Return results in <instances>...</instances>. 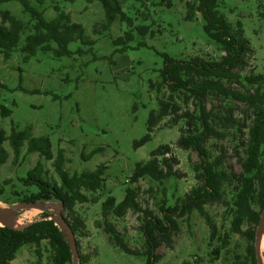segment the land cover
<instances>
[{"label": "rangeland", "instance_id": "obj_1", "mask_svg": "<svg viewBox=\"0 0 264 264\" xmlns=\"http://www.w3.org/2000/svg\"><path fill=\"white\" fill-rule=\"evenodd\" d=\"M189 0H122L123 11L131 19L114 22L103 30V8L98 2L88 4L83 0L72 3L61 2L73 22L81 24L85 36L92 45H82L75 41L68 45L69 55L55 57L50 52L37 51L25 59L20 51L12 53L9 59L0 55V106L11 111L10 116H0V130L10 133L12 127L21 131L32 128L35 137H48L54 158L58 150L63 151L64 170L75 172L95 171L105 166L104 188L97 193L96 203L77 205L76 211L84 220L82 234L74 236L77 251L89 254V264H145L144 257L127 255L113 247L106 235L97 228L101 218V206L107 196L120 203L126 188L131 187L129 178L137 163L147 161L150 153L162 145L171 148L172 156L178 163L175 170L180 178H171L161 184L144 178L140 181V201L143 208L155 216H161L159 206L162 200L172 204L183 197L196 184L192 165L198 157L191 151L177 147L179 129L183 122L170 123L164 119L151 133V138L135 148L148 134V116L157 109V93L150 88L151 83L160 80L164 67V56L187 59L200 55L218 59L221 53L207 37L203 22L184 20L185 2ZM191 1V0H190ZM225 14L231 22L240 20L245 36L250 42L251 52L243 74L264 73V23L256 13L257 0H221ZM47 1L46 17H54ZM8 9L18 18L27 20L17 2L0 6ZM138 25L149 27L146 35L132 30L133 40L125 51L113 44V40ZM22 42L20 43V46ZM79 49L83 54H79ZM167 95L166 91L160 93ZM181 107L184 108L183 105ZM229 146L228 143H224ZM0 168V187L5 186L0 206L10 207L15 203L10 196L12 190H20L17 178L24 177L38 161L57 180L51 161L40 159L37 154L24 155L13 165L12 153ZM97 151L85 160L82 155ZM231 151H229V154ZM235 171L238 164L229 159ZM134 187V186H132ZM205 210L216 225L220 239L229 232L230 217L224 206L209 204ZM41 211L28 209L18 214L19 224H30L41 217ZM63 215H66L63 212ZM120 233H124L131 249L143 251L141 218L129 212L123 219H112ZM180 230L173 236L170 246L162 245L156 250L159 261L156 264H243L249 242L241 235H230L229 243L222 249L220 239L210 243V231L202 217L192 213L178 220ZM247 226H243L245 231ZM211 244V245H210ZM220 247L216 257L212 251ZM41 264H50L49 252L42 245ZM248 263V261H246ZM12 264H36L33 246H23Z\"/></svg>", "mask_w": 264, "mask_h": 264}, {"label": "trees", "instance_id": "obj_2", "mask_svg": "<svg viewBox=\"0 0 264 264\" xmlns=\"http://www.w3.org/2000/svg\"><path fill=\"white\" fill-rule=\"evenodd\" d=\"M47 1H50L54 13L50 19L46 17ZM62 1L72 3L76 0H0V6L17 2L22 13L28 17L25 21L0 7V55L9 59L12 53L20 51L25 59H29L37 51H43L63 57L70 54V43L80 41L82 45H92L93 42L85 36L84 27L72 21L61 5ZM83 1L102 5L104 18L100 25L103 30L109 29L116 21L133 26L123 11L122 0ZM224 9L221 0L185 2L184 20L193 22L199 16L207 37L221 55L218 59L200 55L187 59L164 56L160 80L150 85L157 93V109L149 113L148 134L134 143L135 148L142 146L166 118H171L170 123L174 125L183 122L176 144L178 148L191 151L198 157V161L192 165L195 186L183 197H178L173 205L162 200L160 217L142 207L141 180L149 178L161 184L171 178H180L174 169L178 161L172 156L170 146H159L150 153L147 161L136 164L129 178L131 187L125 189L120 203H116L114 197L107 196L101 206V218L96 222L97 228L113 247L127 255L144 257L145 264L159 261L156 250L162 245L172 244L173 236L180 230L178 220L192 213L204 219L210 231V243L220 239L216 225L205 210L209 204L224 206L230 217L229 232L220 239L221 248L229 243L230 235H241L249 242L243 264H256L255 231L264 209V73L243 74L251 52L250 42L245 36L242 22H231ZM256 13L264 23V0H257ZM133 29L140 35H146L149 31L148 26L138 25L124 32L113 40L120 51H125L133 40ZM78 53L83 54L84 51L79 49ZM162 91H166L167 95L161 96ZM10 114L8 108L0 106L1 117ZM5 144L12 153L13 165L24 151V155L37 154L40 159L51 161L57 175V180L51 178L42 162L38 161L24 177L17 178L21 187L10 193L13 203H62L66 214L64 217L74 236H83L85 223L76 206L96 203L97 198H90L87 194L97 193L104 188L105 166L100 165L95 171L68 173L64 170L63 151L58 150L54 158L49 138L35 137L32 128L27 126L21 131L12 127L9 134L0 130V168L9 159ZM96 152L82 155V158L87 160ZM229 159L238 164V172ZM10 184L11 180H5L0 187V201L4 187ZM129 212L141 218L142 252L131 249L124 233H120L111 221V218L123 219ZM49 217V214L41 213L39 220L21 231L0 226V264H12L17 252L26 245L34 247L36 264H41L43 244L49 252L50 264H72L69 246ZM243 226H247L245 231L242 230ZM221 248H215L212 253L218 257ZM77 254L79 264H89V254L79 251Z\"/></svg>", "mask_w": 264, "mask_h": 264}, {"label": "water", "instance_id": "obj_3", "mask_svg": "<svg viewBox=\"0 0 264 264\" xmlns=\"http://www.w3.org/2000/svg\"><path fill=\"white\" fill-rule=\"evenodd\" d=\"M35 209L50 215L49 220L53 221L63 234L72 257V264H79L76 241L74 234L63 215V204L55 202H18L10 207L0 206V226L11 230H23L28 224H19L18 214L20 211ZM264 238V209L260 214L259 223L256 227L254 238V253L256 264H264L260 253V247Z\"/></svg>", "mask_w": 264, "mask_h": 264}, {"label": "bare ground", "instance_id": "obj_4", "mask_svg": "<svg viewBox=\"0 0 264 264\" xmlns=\"http://www.w3.org/2000/svg\"><path fill=\"white\" fill-rule=\"evenodd\" d=\"M260 253H261L262 259L264 261V238H263L262 243H261Z\"/></svg>", "mask_w": 264, "mask_h": 264}]
</instances>
